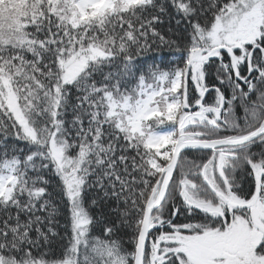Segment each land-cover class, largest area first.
I'll return each instance as SVG.
<instances>
[{"label":"snow or ice","instance_id":"snow-or-ice-1","mask_svg":"<svg viewBox=\"0 0 264 264\" xmlns=\"http://www.w3.org/2000/svg\"><path fill=\"white\" fill-rule=\"evenodd\" d=\"M0 264H264V0H0Z\"/></svg>","mask_w":264,"mask_h":264}]
</instances>
